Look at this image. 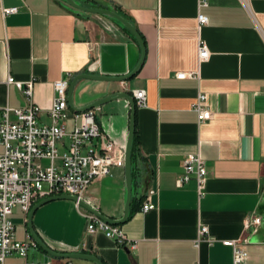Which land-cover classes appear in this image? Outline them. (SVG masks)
Segmentation results:
<instances>
[{"label": "crops", "instance_id": "crops-1", "mask_svg": "<svg viewBox=\"0 0 264 264\" xmlns=\"http://www.w3.org/2000/svg\"><path fill=\"white\" fill-rule=\"evenodd\" d=\"M96 1L130 18L146 45L144 63L132 79H82L75 95L76 106L83 107L117 92L147 94V104L137 106L135 116L131 213L120 224L137 248L101 231L88 233L83 212L69 199L41 205L33 215L36 232L59 252L95 254L105 264H231L232 249L222 243L227 239L242 241L245 264H264V0H207L206 6L199 0ZM14 6L19 10L5 16L3 9ZM198 14L207 16L206 24H198ZM100 17L110 24L104 25ZM114 22L64 0H0V112L28 105L9 76L35 79L33 99L42 108L38 120L50 123L57 80L69 77L70 84L81 73H130L142 50ZM200 42L209 51L204 60L198 59ZM176 72H198V78H177ZM199 93L206 95L211 112L203 122L194 110ZM76 113L69 106L64 121L68 130L81 123ZM130 116L129 102L119 99L98 107L96 117L103 131L126 146ZM188 153L205 160L201 195L193 176L187 183L178 181ZM150 190L155 191V207L144 212ZM126 195L125 168L115 165L90 185L85 198L117 219L124 215ZM254 217L260 218L256 225L251 223ZM10 218L18 239L31 236L21 206ZM203 225L210 242L206 235L198 236ZM6 261L97 264L55 257L39 247L26 259L11 254Z\"/></svg>", "mask_w": 264, "mask_h": 264}, {"label": "built area", "instance_id": "built-area-1", "mask_svg": "<svg viewBox=\"0 0 264 264\" xmlns=\"http://www.w3.org/2000/svg\"><path fill=\"white\" fill-rule=\"evenodd\" d=\"M200 6H206L207 0H199ZM17 6L3 9L4 15L15 13ZM199 25L206 24L207 16L197 15ZM207 46L198 44V59L207 58ZM177 78H198V72H176ZM70 78H62L55 82L56 96L49 108L50 123H41L38 116L42 108L34 102L35 79L26 81L8 77L26 96L25 107H4L0 112V264H8L6 259L11 254L27 258L31 250L39 247L29 235L20 240L16 236V226L10 218L13 210L21 206L27 218L33 204L40 199L53 195L69 194L84 199L92 207L94 202L85 196L90 185L98 178L109 175L112 166L125 165V146L119 145L109 134L103 131L97 121V109H88L74 115L81 123L68 130L64 121L68 118V87ZM139 107L147 104L144 90L135 91ZM206 95L199 93L194 103L198 121L210 119L211 112L205 105ZM68 139V142L66 140ZM99 140V144L95 143ZM59 145L65 149L60 151ZM47 162L48 164H45ZM194 177L198 194L205 186L207 170L205 160L199 153H188L182 160L180 184L187 183ZM154 190H150L143 202L144 212L152 210ZM87 220V232L101 231L106 237L120 244L130 242L131 248H137L131 242L120 224L109 223L95 213L85 209L76 202ZM259 217L251 220L258 224ZM208 236L207 226H201L198 236ZM199 238L197 239V241ZM224 245L232 249L231 264H245L247 252L240 240H223Z\"/></svg>", "mask_w": 264, "mask_h": 264}, {"label": "water", "instance_id": "water-1", "mask_svg": "<svg viewBox=\"0 0 264 264\" xmlns=\"http://www.w3.org/2000/svg\"><path fill=\"white\" fill-rule=\"evenodd\" d=\"M64 1L67 2V4H69L71 7L79 11L100 14V15H103L119 23L120 25H122L123 27H125L131 32V34L135 37V39L139 43L141 50H142L140 61L130 73L123 75V76H106L102 74L81 73L73 78L68 88L69 106L77 112H83L91 108L100 107L101 105L105 103L116 101L119 99H125L130 104V107H131L130 128H129L127 143L125 146V165H124L125 176H126V190H127L125 211H124V215L121 218L115 219V218L106 216L102 212L98 211L96 208L92 207L87 201H85L84 199H78V197L75 195H69V194L53 195V196L46 197L33 205V207L31 208L28 214V227H29V231H30L32 238L37 242V244L44 251H46L52 256L61 257V258H81V259L93 261L97 264H105L95 254H88V253H82V252L65 253V252H59L53 249L36 232L33 226V215L35 211L41 205L45 203H48L53 200H58V199H69L75 202L79 201L82 207L95 213L103 220L109 223H112V224H123L129 219L130 213H131V204H132V195H133L132 150H133V144H134V139H135V126H136L135 116H136V110H137L135 97L131 95L129 92H117V93H113L108 96H105L103 98H100L98 100H95L83 107H77L75 104V95H76L77 84L82 79H90V80H97V81H126L129 79H132L138 73V71L140 70V68L142 67L144 63L145 56H146V45L137 27L127 17H125L123 14L119 13L118 11L108 9V8H103V7H95V6L86 5L83 2H80L78 0H64Z\"/></svg>", "mask_w": 264, "mask_h": 264}, {"label": "trees", "instance_id": "trees-1", "mask_svg": "<svg viewBox=\"0 0 264 264\" xmlns=\"http://www.w3.org/2000/svg\"><path fill=\"white\" fill-rule=\"evenodd\" d=\"M89 3V4H88ZM88 3H85L87 5H90V6H95V7H103V5L101 3H99L98 1L96 0H91V2H88ZM119 13H121L119 10H117ZM123 14V13H121ZM124 15V14H123ZM125 16V15H124ZM127 17V16H125ZM128 18V17H127ZM130 20V18H128ZM131 21V20H130ZM117 23V22H116ZM119 24V23H118ZM120 25V24H119ZM128 34H130L132 36L133 39H135V37L131 34V32L126 29L125 27H123L122 25H120ZM141 34V33H140ZM142 36V35H141ZM136 40V39H135ZM136 142L134 140V144H133V150H132V169L134 170L135 169V162H136ZM39 248H41L39 246ZM42 249V248H41Z\"/></svg>", "mask_w": 264, "mask_h": 264}, {"label": "rangeland", "instance_id": "rangeland-1", "mask_svg": "<svg viewBox=\"0 0 264 264\" xmlns=\"http://www.w3.org/2000/svg\"><path fill=\"white\" fill-rule=\"evenodd\" d=\"M85 4V3H84ZM87 5V4H86ZM96 14V13H95ZM99 15V14H98ZM109 20H111L110 18H109ZM100 21H102V23L104 24V25H108V24H110V21H107L106 19H103V17H100ZM114 22V21H113ZM115 23V22H114ZM111 24H113V23H111ZM116 24V23H115ZM69 86H70V84H69ZM69 88V87H68ZM134 97H135V95H134ZM135 100H136V97H135ZM136 106H138V104H137V102H136ZM98 107H95L94 109H97ZM91 109H93V108H91ZM86 111V110H85ZM84 112V111H83ZM45 164H48L47 162H44ZM49 197V196H48Z\"/></svg>", "mask_w": 264, "mask_h": 264}]
</instances>
